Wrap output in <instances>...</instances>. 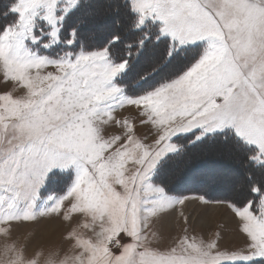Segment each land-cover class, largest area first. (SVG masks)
<instances>
[{
  "label": "snow or ice",
  "instance_id": "1",
  "mask_svg": "<svg viewBox=\"0 0 264 264\" xmlns=\"http://www.w3.org/2000/svg\"><path fill=\"white\" fill-rule=\"evenodd\" d=\"M75 3L14 0L3 13L5 18L9 12L17 15L0 32V69L5 80L22 87L25 94L0 95V233L10 235V226L17 221L58 214L70 200V211L85 217L68 233L80 252L63 259L51 253L45 264L264 260V192L259 188L254 191L260 198L243 207L201 198L205 204H227L233 210L246 237L244 248L221 249L215 238L205 241L186 232L166 250L153 247L149 240L153 218H162L187 199L172 198L149 182L166 155L183 152L184 146L174 143L173 137L182 140L192 133L189 142L195 143L222 133L226 141V129L231 128L255 146L254 158L264 161V0H131L139 24L147 18L157 20L161 32L179 44L207 41L189 70L135 99L125 97L113 83L128 61L114 64L106 48L52 59L29 46L43 39L37 34L38 21L51 25L55 38L62 19L58 8L67 10ZM49 67L56 71H46ZM126 105L139 110L142 124L154 126L152 143L135 135L128 118H117ZM107 126L123 131L106 135ZM68 168L76 171L73 185L58 199L50 197L55 199L50 207L37 210L38 189L48 174ZM81 227L91 229L96 239L83 237L77 230ZM125 237L129 242H122ZM4 254L6 264H37L26 262L15 243L6 244Z\"/></svg>",
  "mask_w": 264,
  "mask_h": 264
},
{
  "label": "rangeland",
  "instance_id": "2",
  "mask_svg": "<svg viewBox=\"0 0 264 264\" xmlns=\"http://www.w3.org/2000/svg\"><path fill=\"white\" fill-rule=\"evenodd\" d=\"M88 1L76 0L75 5L67 10L63 7L58 8L57 15L62 16V19L59 21V29L55 38L51 36L52 26L43 19L38 21L37 34L42 35L43 39L37 44L29 43V46L42 56L52 59H59L69 53L79 55L106 48L114 64H119L123 60L128 61L127 68L115 76L113 83L129 99L138 98L178 78L198 61L207 47V41H189L179 44L170 34L161 32V22L151 18L145 19L143 24L135 23L141 31L133 33L130 29L131 18L125 6L122 5V0ZM66 2L67 0H61L62 5ZM81 5H84L82 15L73 16L75 10ZM16 15L14 14L12 18L14 19ZM40 29H43L42 33ZM118 36L122 39L121 43H118L119 39H115ZM160 39H162L161 42H159ZM141 40L144 41L142 45ZM114 41H116L115 44H112ZM94 42L101 43V45L85 46L86 43L94 44ZM44 43L49 46L43 47ZM111 45L113 46L109 49ZM169 51L172 52L171 56L168 55ZM46 71L56 70L49 67ZM5 93L19 97L25 94V90L22 87H16L14 82L6 81L0 69V95ZM116 116L118 119L128 118L134 127L135 135L143 139L145 143H152L155 128L151 124L141 123L144 118L139 115L138 109L126 105L117 111ZM121 131L123 130L118 127L107 126L106 135L119 134ZM226 133L228 136L226 141L222 138V133L209 134L195 143L189 142V138L194 139L192 133H188L182 140L173 137L174 143L184 146L183 152L166 155L153 170L149 182L162 188L165 194L172 198H194L197 203L191 208L187 206L181 210L179 208L181 205H178L162 218L154 217L149 235L153 247L166 250L175 245L185 235V232L189 237L205 241L215 238L221 249L234 250L246 246L245 234L240 230L237 224L238 218L235 217L233 210L227 204H205L204 202L206 199L209 202H225L243 207L249 201L255 202L260 198V194L254 191L255 188L264 192V183L258 180L264 181L263 172L254 170L250 166V169L246 168V163L252 166L264 165V161L254 158L257 155L255 146L248 144L231 128L226 129ZM212 138L218 142V145L211 147V144L207 143ZM229 141L232 143L237 141L241 145L251 147V152L246 155L242 154V156L235 155L229 148H226L229 144L233 145ZM241 152L243 153L242 150ZM234 157H237L236 160ZM236 163L241 166H237ZM255 173H258L257 177L261 174L263 179L257 177L254 179ZM75 178L74 168L64 171L54 169L50 172L38 189L36 209H43L54 204L55 199H50V197L58 199L66 194ZM234 190L236 193L233 192ZM241 190L248 192L245 195L246 199L242 201L239 200L240 195L238 194L245 192ZM215 204L224 206L219 216L211 213L213 210L211 206ZM70 209L71 202L66 200L58 214L40 217L36 221L14 222L10 226V235L6 237L0 233V264H6L5 245L13 243L16 244L20 255L26 262L34 260L37 264H45L46 258L51 253L57 254L58 259L78 254L80 249L75 247V239H68V233L78 224L85 222V217L81 213L71 212ZM181 212L183 216L180 215ZM68 215L72 217L71 220L65 219ZM175 215L177 217L172 221L171 218ZM184 217H187V220ZM77 230L85 238L96 239L91 229L81 227ZM122 242H129V238H123ZM109 247L112 248V245ZM112 250L119 254L117 249L112 248ZM250 264H264V260H254Z\"/></svg>",
  "mask_w": 264,
  "mask_h": 264
},
{
  "label": "trees",
  "instance_id": "3",
  "mask_svg": "<svg viewBox=\"0 0 264 264\" xmlns=\"http://www.w3.org/2000/svg\"><path fill=\"white\" fill-rule=\"evenodd\" d=\"M88 2H93V0H89ZM12 3H14V0H0V31H2L3 27L6 26L7 23H9V22H11V21L13 20L12 16H13L15 13H11V12H9L7 18H5L4 15H3V13L8 12V9H9L10 6L12 5ZM122 5L125 6V8H126V12H127L128 16H130V18H131V27H130V29L133 30V33H139L141 30L138 29V28L135 26V23H136V24L138 23V14H137V13L133 10V8L131 7V0H122ZM83 8H84V5L79 6V7L75 10V12L73 13L74 15L71 14V16H72V15L75 16V14H76V15H82V12L84 11ZM83 17H84V16H83ZM65 23H66V22H65ZM120 24H121V23H120ZM120 24H119V25H120ZM64 25H65V24H64ZM118 37H119V36H118ZM162 39H163V40H166V39H164V38H162ZM162 39H160L159 42H161ZM115 42H116V41H114L112 44H115ZM121 42H122V39L120 38V39L118 40V43H121ZM99 45H101V43H97V42H94V44H87V43L85 44L86 47H91V46H95V47H97V46H99ZM112 46H113V45L109 46V47H110L109 49H111ZM110 53H111V50H110ZM229 142H231V141H229ZM207 143L211 144V147H212V146H215V145H218V144H217L218 142H216V141L214 140V138H212V139L210 140V142H207ZM231 144H233L234 146H236L238 149L242 150V151L244 152L245 155L248 154V153H250V152H251V149H252L251 147H248V146H246V145H241V144H239L237 141H236L235 143H232V142H231ZM249 166H250L252 169H254V170L262 171V172H263V176H264V165H260V166H257V165H256V166H252L251 164H249V163L247 164V163H246V168L250 169ZM255 172H257V171H255ZM254 177H255V174H254ZM258 178H259V177H258ZM254 179H257V178L255 177ZM254 179H253V181H254ZM261 179H263L262 175H261ZM258 180H259V179H258ZM259 181L262 182V183H264V181H261V180H259ZM257 185H258V183H257Z\"/></svg>",
  "mask_w": 264,
  "mask_h": 264
},
{
  "label": "bare ground",
  "instance_id": "4",
  "mask_svg": "<svg viewBox=\"0 0 264 264\" xmlns=\"http://www.w3.org/2000/svg\"><path fill=\"white\" fill-rule=\"evenodd\" d=\"M116 9V8H115ZM118 15V14H117ZM119 20V19H118ZM122 21H124V20H122ZM124 23V22H123ZM224 147H226V146H224ZM226 148H229L232 152H233V154H235V155H241L242 156V154H244V152L242 153L241 152V150H239L237 147V149L239 150H237L233 145H231L230 146V144L226 147ZM216 149V148H215ZM228 149V150H229ZM214 150V149H213ZM227 151V150H226ZM231 153V152H230ZM237 158V157H236ZM236 158L234 157V159L236 160ZM241 159H242V157H240ZM240 158H238V159H240ZM229 161H231V159L229 160ZM241 161V160H240ZM229 163V162H228ZM235 164V163H234ZM233 164V165H234ZM237 164V163H236ZM237 166H239L238 164H237ZM241 166V165H240ZM239 166V167H240ZM238 171V170H237ZM242 176H243V174H241ZM257 175H258V173H255V177H257ZM258 178V177H257ZM259 178H261V174H260V177ZM260 180V179H259ZM243 187V186H242ZM236 189V188H235ZM242 189V188H241ZM245 190V189H244ZM244 190H241V191H244ZM236 191H237V189H236ZM238 191H239V189H238ZM247 191V190H246ZM233 192H235V190L233 191ZM245 192V191H244ZM236 193V192H235ZM234 193V194H235ZM238 193V192H237ZM248 193V192H247ZM246 192L245 193H239L238 195H240L239 197H240V199L239 200H245L246 198V194H247ZM233 195V194H232ZM232 195H230V196H232ZM233 197H235V195H233ZM197 203V200L196 199H194V198H191V199H187L186 201H184V203L179 207L180 208V210L182 209V208H185V207H189V208H191L192 206H194L195 204ZM211 209H213L212 210V212L211 213H213V215H216V216H219L221 213H222V211H223V209H224V206L223 205H212L211 206ZM226 209V208H225ZM177 210V209H176ZM214 212H215V214H214ZM172 217V216H171ZM176 215L174 216V217H172L171 218V220L172 221H174L175 219H176Z\"/></svg>",
  "mask_w": 264,
  "mask_h": 264
},
{
  "label": "crops",
  "instance_id": "5",
  "mask_svg": "<svg viewBox=\"0 0 264 264\" xmlns=\"http://www.w3.org/2000/svg\"><path fill=\"white\" fill-rule=\"evenodd\" d=\"M132 5V4H131ZM134 10V9H133ZM135 11V10H134ZM136 12V11H135ZM137 14H138V22H139V13L138 12H136Z\"/></svg>",
  "mask_w": 264,
  "mask_h": 264
}]
</instances>
